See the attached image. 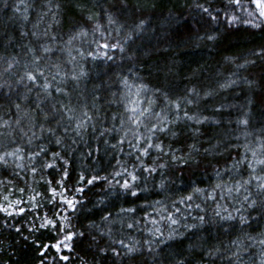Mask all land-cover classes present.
I'll use <instances>...</instances> for the list:
<instances>
[{
  "label": "snow or ice",
  "instance_id": "1",
  "mask_svg": "<svg viewBox=\"0 0 264 264\" xmlns=\"http://www.w3.org/2000/svg\"><path fill=\"white\" fill-rule=\"evenodd\" d=\"M0 3L6 9L11 8L13 16L18 15L25 22L36 13L30 29H22L18 36L5 33L0 37V46L5 39L9 44L17 38L25 41L24 56L27 57L2 58L6 67L0 72V101L6 102L7 108L0 104V168L22 177L28 192L32 193L27 196V201L18 196L13 198L10 188L20 194H25L26 188L17 187L14 180L0 179V213L4 214L0 227L14 228L21 235L28 231L29 236L25 239L31 238L40 250L38 264L68 262L70 256L64 255L63 250L73 251L76 238H91L94 254L99 256L101 264L107 260L112 264H160L162 258L171 259V264H189L191 254L186 255L184 249L178 250L174 256L171 253L162 256L170 247V241L186 237L189 230H193L195 238V232L204 225L219 224L222 227L229 224L231 229L236 225L247 228L253 223H264V129L251 141L247 137L252 133L242 132L246 139L245 151L232 157L238 146L231 143V133L219 131L223 121L216 119L225 105L215 106L212 115L205 114L206 107L200 108L201 99H211L214 90L201 94L193 86L188 89V95L173 100L162 88H157L155 91L166 101L157 111L155 100L143 95L147 85L133 83L129 76L119 78L117 87H123L118 92H111L109 100L102 95L110 91L109 86L103 83L93 85L90 92L85 87L83 82L88 73L82 65L78 67L77 59L114 61L116 56L110 54L111 50L125 53V45L134 36L139 37L148 22L144 4L119 0L109 5L107 0H97L100 11L83 17L84 21L95 23L90 42L95 48L89 51L78 48L73 55L74 41L89 35V29L79 20L67 21L70 31L61 33L67 36V40L63 48L57 47L59 35L51 29L53 23L59 26L65 22L60 16L62 4L58 0H15L14 4L0 0ZM227 3L247 13V18L241 21L235 11L225 12L230 23L242 22L253 28H264V0H227ZM77 7L83 11L86 5L78 4ZM195 8L206 13L210 20H218L210 5L196 4ZM129 12L137 22L132 25L119 23L116 17H127ZM101 16L109 27L117 26L115 31L119 38L113 37L99 23ZM49 17L52 23H49ZM96 33H99V39L95 38ZM205 38L214 41L217 34L200 37ZM21 47L23 50L25 44L22 43ZM58 52L67 53L66 63L54 61ZM128 55L132 58L135 54ZM250 55L256 59H245L237 67H255L258 60L264 62V47L250 52ZM229 59L236 60L235 57ZM16 68H22V74L16 72ZM128 71L131 73L132 69ZM259 74L264 80V67ZM8 75H15V81L8 79ZM235 75L230 73V76ZM135 79H140L138 73ZM246 82L249 85L254 83L247 79ZM235 83L236 80L229 79L219 88L227 89ZM256 102L249 99L248 105ZM259 103L264 105V92ZM105 104L118 106L122 111L108 113ZM251 111V107H247L243 117L235 123L247 129ZM179 138H184L183 143ZM225 152L232 162L224 167L216 166L217 182L207 188L195 186L190 194L167 203L144 200V206L151 211H145L139 218L135 216V206L109 210L122 196L126 200H139L149 191V181L153 188L167 190L171 182L169 173L194 170L209 155H223ZM106 157L110 159L106 160ZM73 173H76L75 180ZM156 176L161 177L158 183ZM98 183L102 186V194H97L93 206H100L99 221L89 220L85 230L81 231L71 223L69 213H79L86 204L93 203L85 192ZM41 184L44 192L39 190ZM196 199L201 203H194ZM208 201L213 205L211 216L206 206ZM44 204L50 206L51 214L44 209ZM193 208L205 214L193 217ZM29 212L31 216L22 224L11 222L16 217L28 216ZM129 216L131 222L125 218ZM189 219L195 222L184 223L179 230L182 221ZM141 227L149 234V239L141 242L127 234L126 230L140 231ZM45 230L55 233L54 242H42L37 238V234L43 235ZM245 237L246 243L239 237L229 240L227 248H203L201 264H204V257H215L226 264H264V230L255 235L245 233ZM191 248L195 251L201 248V244L193 243ZM254 248H259L258 257L252 251ZM52 250L56 255H50ZM82 264L87 261L82 260ZM93 264L97 261L94 260Z\"/></svg>",
  "mask_w": 264,
  "mask_h": 264
},
{
  "label": "trees",
  "instance_id": "2",
  "mask_svg": "<svg viewBox=\"0 0 264 264\" xmlns=\"http://www.w3.org/2000/svg\"><path fill=\"white\" fill-rule=\"evenodd\" d=\"M62 4L60 16L65 21L61 25L57 26L53 23L51 29L52 32H56L59 35L56 46L59 48L64 47V41L67 40L66 35L61 33H67L70 31V25L67 21H81L85 27L89 29V35L78 37L74 41L73 55H76L75 49L84 48L85 51H89L95 48V45H91L90 42L93 39L92 29L95 27V23L92 21H84L83 17L89 13L95 14L100 11L97 0H58ZM118 3L119 0H107V3ZM144 4L146 6V18L147 24L144 31L139 37L133 38L129 41L125 47L126 52L120 53L117 50H111L110 54L116 56L114 61H106L103 59L93 61L91 58L83 60L77 59V65L83 66L84 70L88 73V76L84 80L85 87L91 91L93 85L101 84L109 86L110 91L102 93L105 100L111 99V92H118L122 89V85L117 87L116 82L121 76H129L130 80L136 84H145L147 89L144 90V97L146 99H154L156 102V110L164 107L166 101L163 97L155 91L157 88H162L163 91L169 94V97L173 100L178 97H184L188 95V89L195 86L196 89L203 94L205 91L214 90V95L211 99L203 98L200 101V108H207L205 114L212 115L215 111V106L224 104L225 107L221 110L219 115H216V119L223 121L219 128V131L231 133V143L237 145L236 151L232 152V157H236L240 153H243V148L246 139L241 135L242 132L247 131L252 135L247 137L248 141L254 140L256 136L261 134V130L264 129V105L259 103V97L264 92V80H261L260 69L264 67V62L257 61V65H246L243 68H238V64H243L245 59H256L255 56L250 55V52L256 51L260 47H264V28H253L252 26L239 22L230 23L229 17L225 16V12L235 11L241 17V21L247 18V13L241 11L233 5H229L227 0H128L129 4ZM243 2V0H242ZM9 3L14 4L15 0H9ZM78 4L86 5L81 10L77 7ZM196 4H203L205 7L211 6L212 12L218 16L217 21H212L206 13H203L195 8ZM154 5V7H153ZM119 23H126L132 25L134 20L132 13L129 12L127 17H116ZM36 13H33L30 20L25 22L20 16H13L11 8H5L0 3V37H3L5 33L18 36V33L24 29H30L35 22ZM49 23H52L51 18H48ZM99 23L104 25L106 31H110L113 37L119 38L115 31L116 25L108 26L107 20L101 16ZM217 34V39L209 41L206 38L200 39V37H206L207 35ZM124 33L122 32L121 35ZM96 39H99V33L95 35ZM25 44V48L22 50L21 45ZM26 51V42L17 38L14 43L9 44L7 40H4L2 46H0V72L6 67L3 61V57H17L18 59H27L24 56ZM129 53H134L132 58H129ZM123 57V59H121ZM230 57H235L233 62ZM55 60L61 62H67V53H57ZM70 67V65H68ZM131 68L130 73L128 69ZM16 72L22 74V68H16ZM119 73V75H117ZM139 74L140 79H135V75ZM230 73H236L235 76H230ZM8 79L15 81V75H8ZM247 80H253L254 83L249 85ZM229 79L236 80V83L227 89H220L219 85L225 83ZM23 89H21V92ZM15 99V97H13ZM254 99L257 102L248 105V100ZM103 103V101H102ZM7 108V104L4 101H0ZM105 110L108 113L122 111L118 106L109 107L104 105ZM247 107H251L250 113V125L247 129L242 125H237L235 122L238 118H242ZM191 109V106H189ZM232 121L231 124L227 123ZM207 128V126H205ZM213 131L216 130V126L213 125ZM187 131V130H186ZM183 143L184 138H179ZM180 144H177L179 147ZM207 146V144H205ZM127 150V149H126ZM110 157H106V160ZM228 153L211 154L203 163L191 171L182 173H169L171 176V182L167 186V190H161L160 188L152 187V182L149 181V191L145 193L139 200L125 199L123 196L120 201L114 202V206L110 208L111 211H117L118 207H136L137 212L135 216L137 218L142 217L145 211H151V209L144 206V200L150 202L161 200L165 203L171 200H177L178 197L186 196L192 192L195 186L207 188L209 185L216 183L215 169L219 165L221 167L231 163ZM79 168V161L77 160V169ZM235 175V174H234ZM7 178L14 180L17 187H25L26 193L20 194L15 191V188H10L13 193V198L20 197L27 201V196L32 193L28 192L27 185L24 183L22 177L16 176L10 171H4L0 168V179ZM239 179V177H236ZM76 179V173H73V180ZM161 179L160 176H156L155 180L158 183ZM227 180V177H224ZM101 185L98 183L95 188L90 191L86 190L85 195L92 199V204H86L79 213H69L71 215V223L84 231V226L88 224L89 220L99 221L101 212L98 210L100 206H93L96 204L97 194L101 193ZM39 190L44 192V187L41 184ZM194 203H201L200 199H196ZM159 207V205H153ZM177 206L183 208V205L177 204ZM208 215L212 214V203L207 202ZM44 209L48 210L51 214L52 209L49 205L44 204ZM162 214V213H161ZM205 214L201 210L192 209L191 215H203ZM187 215V213H185ZM31 216V212L28 216L16 217L11 222L13 224H22ZM4 218V214L0 213V220ZM131 222V217H125ZM159 218V214H157ZM195 222L191 219L182 221L181 228L184 223ZM264 230V223H253L250 227L242 228L236 225L230 229L229 224H224L222 227L219 224L204 225L200 231L195 232V238H193V230L187 232L186 237H180L177 241H170V247L165 250L162 256H167L171 253L173 256L175 253L184 249L186 255L189 256V264H201L200 252L203 248H216L229 246V240L237 239L239 237L241 242L246 243L245 233L253 234ZM127 234L134 236L136 239L143 242L149 239V234L141 227L140 231L126 230ZM94 236L95 233H92ZM28 231H24L23 234L16 233L15 229H4L0 227V264H38L40 257V250L38 245L32 242L28 237ZM42 242L53 241L55 233L51 230H45L43 235L37 234ZM126 242H128L126 240ZM201 244V248L193 251L191 244ZM74 250H63L64 255L70 256L68 262H60V264H82L83 261H87V264H93V261H97V264H101L99 256H96L95 246L92 245L91 238H76L73 242ZM163 247V246H162ZM258 257L259 248L252 250ZM50 255H56L52 250ZM145 258L147 256L145 255ZM103 264H112L111 260L104 261ZM160 264H171V259H161ZM204 264H226V261L216 259H208L204 257Z\"/></svg>",
  "mask_w": 264,
  "mask_h": 264
}]
</instances>
